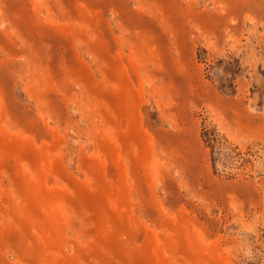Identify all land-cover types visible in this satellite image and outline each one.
<instances>
[{
	"label": "rangeland",
	"instance_id": "374dc122",
	"mask_svg": "<svg viewBox=\"0 0 264 264\" xmlns=\"http://www.w3.org/2000/svg\"><path fill=\"white\" fill-rule=\"evenodd\" d=\"M0 264H264V0H0Z\"/></svg>",
	"mask_w": 264,
	"mask_h": 264
},
{
	"label": "trees",
	"instance_id": "16d2710c",
	"mask_svg": "<svg viewBox=\"0 0 264 264\" xmlns=\"http://www.w3.org/2000/svg\"><path fill=\"white\" fill-rule=\"evenodd\" d=\"M208 135H210V133H208Z\"/></svg>",
	"mask_w": 264,
	"mask_h": 264
}]
</instances>
